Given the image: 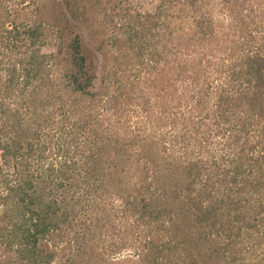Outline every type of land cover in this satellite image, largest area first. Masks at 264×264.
<instances>
[{
    "label": "trees",
    "instance_id": "obj_1",
    "mask_svg": "<svg viewBox=\"0 0 264 264\" xmlns=\"http://www.w3.org/2000/svg\"><path fill=\"white\" fill-rule=\"evenodd\" d=\"M28 9L39 18L22 21ZM40 12V0H0V264H68L83 199L115 175L139 202L151 264H199L174 210L151 204L158 163L141 153L142 130L185 182L174 194H186L206 250L221 264H264V0L112 9L104 93L81 35L65 42Z\"/></svg>",
    "mask_w": 264,
    "mask_h": 264
},
{
    "label": "rangeland",
    "instance_id": "obj_2",
    "mask_svg": "<svg viewBox=\"0 0 264 264\" xmlns=\"http://www.w3.org/2000/svg\"><path fill=\"white\" fill-rule=\"evenodd\" d=\"M76 18L72 16L67 0H40L41 18L47 23L57 26L68 42L72 32L81 35L87 66L96 75L94 89L104 93L106 89L101 84L105 71L112 69L110 48L108 44V26L105 23L112 9L132 5L136 9L149 12L159 5V0H69ZM32 9L23 12L22 21L32 22L39 18ZM36 16V17H35ZM163 26L171 45V8L164 14ZM173 30H175L173 28ZM179 34V33H178ZM177 34V35H178ZM101 49V50H100ZM46 52L58 54L55 47H46ZM56 76L67 70V63L59 57ZM144 126V120L140 121ZM144 130L138 131L140 144L145 146L141 153L145 159L152 157L158 163L155 177V193L151 204L155 208L173 209L179 222V240L193 251L199 264H221L218 257L211 255L205 248L201 231L195 225V219L186 201V194H174L175 189H186L183 179L171 172V165H164L165 157L169 156L160 151L159 141L150 139ZM146 139H150L146 144ZM149 146V147H148ZM141 150V149H140ZM143 150H146L143 151ZM140 154V152H139ZM146 155V156H145ZM171 163V160H170ZM125 162L119 164V169ZM116 176V175H115ZM111 179L105 187H98L93 194L85 197L81 203L73 224L71 242L67 243L62 254L68 264H151L154 253L144 244L136 222L139 202H133L132 197H123L125 186L119 176ZM134 199V198H132ZM186 201L187 205L184 201Z\"/></svg>",
    "mask_w": 264,
    "mask_h": 264
}]
</instances>
